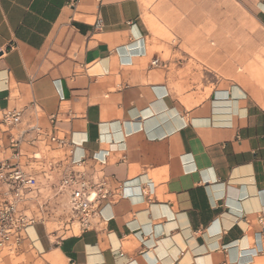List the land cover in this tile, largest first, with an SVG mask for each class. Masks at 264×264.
<instances>
[{
  "label": "crops",
  "instance_id": "crops-1",
  "mask_svg": "<svg viewBox=\"0 0 264 264\" xmlns=\"http://www.w3.org/2000/svg\"><path fill=\"white\" fill-rule=\"evenodd\" d=\"M240 1L264 29V0ZM188 6L0 0V160L39 182L18 206L35 223L0 264H264V106L164 63L166 15ZM71 171L112 194L88 230L57 191Z\"/></svg>",
  "mask_w": 264,
  "mask_h": 264
},
{
  "label": "rangeland",
  "instance_id": "rangeland-1",
  "mask_svg": "<svg viewBox=\"0 0 264 264\" xmlns=\"http://www.w3.org/2000/svg\"><path fill=\"white\" fill-rule=\"evenodd\" d=\"M169 9L156 47L180 80L209 92L221 79L241 82L264 106V29L240 0H185Z\"/></svg>",
  "mask_w": 264,
  "mask_h": 264
},
{
  "label": "built area",
  "instance_id": "built-area-1",
  "mask_svg": "<svg viewBox=\"0 0 264 264\" xmlns=\"http://www.w3.org/2000/svg\"><path fill=\"white\" fill-rule=\"evenodd\" d=\"M156 64L157 61H154L153 65ZM20 116L17 111H7L3 115V123L14 125L19 122ZM59 141L64 144V140ZM19 156L18 145H15L14 159ZM100 161L104 163L105 159ZM0 184L7 186L12 193L11 200L0 203V249L14 252L24 240L27 228L35 223V219L19 211L18 206L26 193L38 191L39 182L34 175L25 173L17 163L0 160ZM57 191L68 196L72 218L80 230L92 227L94 218L100 214L102 201L112 197L105 183L96 182L93 175L75 171L62 177Z\"/></svg>",
  "mask_w": 264,
  "mask_h": 264
}]
</instances>
